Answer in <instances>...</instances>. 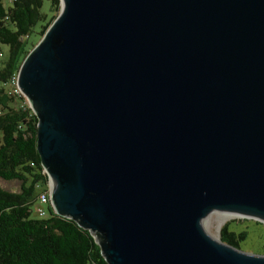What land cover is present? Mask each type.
Masks as SVG:
<instances>
[{"label":"water","instance_id":"water-1","mask_svg":"<svg viewBox=\"0 0 264 264\" xmlns=\"http://www.w3.org/2000/svg\"><path fill=\"white\" fill-rule=\"evenodd\" d=\"M60 3L17 76L56 214L108 264H264L203 226L264 224V0Z\"/></svg>","mask_w":264,"mask_h":264},{"label":"trees","instance_id":"trees-1","mask_svg":"<svg viewBox=\"0 0 264 264\" xmlns=\"http://www.w3.org/2000/svg\"><path fill=\"white\" fill-rule=\"evenodd\" d=\"M6 1L0 0V46L8 47L6 56L0 47V182L19 181L20 190L0 186V264H108L96 238L78 222L51 207L46 217H33L49 177L37 147L38 118L17 92L16 81L24 60L59 16L61 3L47 0L50 9L44 13L45 0ZM230 225L222 227L221 241L241 250L249 231H231Z\"/></svg>","mask_w":264,"mask_h":264},{"label":"rangeland","instance_id":"rangeland-1","mask_svg":"<svg viewBox=\"0 0 264 264\" xmlns=\"http://www.w3.org/2000/svg\"><path fill=\"white\" fill-rule=\"evenodd\" d=\"M50 9V2L45 0L44 6H43V12L44 13H49ZM39 29V26L35 28V31ZM38 39V36L33 33L31 35V40L36 41ZM1 51L3 52L4 56H6L8 52V47L7 46H0ZM5 59V58H3ZM28 105L29 102L27 101ZM0 186L3 189H6L8 191L12 192H18L20 190V182L19 181H12V182H5L1 181ZM227 215L224 213H212L205 221H204V229L205 231L209 234L212 235L213 237L219 238L221 240V230L222 227L226 223H230V230L239 232L242 230H248L249 231V238L248 240L242 244V251L247 252V253H252V254H258V255H264V227L261 226L260 222L253 220V219H246L244 217H238V216H229L226 217ZM33 217L37 218V214L33 212ZM224 221L221 226H219L220 221ZM245 220V221H244ZM258 222V223H257ZM262 224V223H261ZM264 225V224H262ZM96 239L98 241H101V239L96 236Z\"/></svg>","mask_w":264,"mask_h":264},{"label":"built area","instance_id":"built-area-1","mask_svg":"<svg viewBox=\"0 0 264 264\" xmlns=\"http://www.w3.org/2000/svg\"><path fill=\"white\" fill-rule=\"evenodd\" d=\"M6 2L8 4H10V3H12V0H7ZM17 92L21 94L19 89H17ZM52 195H53V185H52L50 178H49L47 191H42L38 197V202H37V206H36V213L39 217H41V218L46 217L49 213L48 212L49 207H51L54 210L53 204H52Z\"/></svg>","mask_w":264,"mask_h":264},{"label":"bare ground","instance_id":"bare-ground-1","mask_svg":"<svg viewBox=\"0 0 264 264\" xmlns=\"http://www.w3.org/2000/svg\"><path fill=\"white\" fill-rule=\"evenodd\" d=\"M16 83H17V81H16ZM17 86H18V84H17ZM215 213H217V212H215ZM218 213H223V215H224V213L227 215L226 217H229V216H232V215H234V216H239V214H237V213H231V212H218ZM220 221V220H219ZM223 222L224 221H220V222H218L219 223V226H221L222 224H223ZM214 240H216V241H220V239L219 238H216V237H213L212 235H210Z\"/></svg>","mask_w":264,"mask_h":264}]
</instances>
